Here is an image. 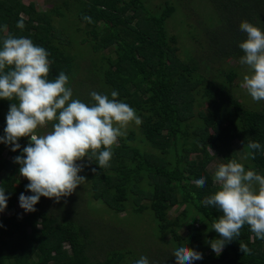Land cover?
Listing matches in <instances>:
<instances>
[{
	"label": "trees",
	"instance_id": "trees-1",
	"mask_svg": "<svg viewBox=\"0 0 264 264\" xmlns=\"http://www.w3.org/2000/svg\"><path fill=\"white\" fill-rule=\"evenodd\" d=\"M24 1L0 0V26L8 27L7 33L0 30V48L9 34L31 39L49 53L48 78L54 80L63 72L70 88L75 87L76 67L87 60V81L96 87L75 90L73 99L92 104V91L111 99L115 90L117 99L133 108L142 123L137 125L140 136L129 129L118 138L107 167L100 169L96 158L88 154L93 161L82 165L81 174L87 178L89 195L76 191V196L59 203L41 197L36 211L25 217L16 215L19 196L33 193L26 190L30 182L21 180L14 157L22 154L29 139L19 141L17 152L0 143V187L8 197L5 211L12 213H0V264H136L141 256L149 264H176L174 250L184 241L203 253V259L194 264H264V240L256 238L247 224L220 255L213 252L206 241L220 238L212 223L222 212L203 203L219 189L213 182L219 164L236 160L246 171L264 175V100L250 106L237 96L247 75L239 48L247 35L240 25L246 20L264 32V0H214L222 26L208 28V36L196 29L187 34L185 26L180 28L195 43L208 37L202 58L213 67L203 70L192 53L186 51L183 59L171 44L177 36L168 31L169 23L179 28L177 24L183 26L185 21L176 18L178 8L170 0L155 11L147 0H49L50 9L44 11ZM21 13L23 30L16 27ZM70 14L79 22L73 21L63 33L69 36L68 44L78 46L74 54L65 47L67 42L56 25L64 26L56 21ZM80 33L86 35L81 34V40L77 39ZM229 60L236 65L228 67ZM10 103L0 99V137L5 135ZM47 130H52L51 123ZM250 141L261 145L255 158L247 148ZM200 177L206 179L203 187L193 182ZM84 197L89 198L86 206L81 201ZM93 201L104 204L119 226L129 221L128 233L110 227L112 236L105 224L92 222ZM182 206L183 212L172 218L171 211ZM122 214L128 218L120 220ZM146 217L152 220L155 244L135 252L127 246L130 232L137 233ZM183 229L188 230L185 236ZM240 242L251 254L240 251ZM155 245L162 249L154 251Z\"/></svg>",
	"mask_w": 264,
	"mask_h": 264
},
{
	"label": "clouds",
	"instance_id": "clouds-1",
	"mask_svg": "<svg viewBox=\"0 0 264 264\" xmlns=\"http://www.w3.org/2000/svg\"><path fill=\"white\" fill-rule=\"evenodd\" d=\"M20 15L16 27L23 30L24 17ZM84 19L92 22L89 16ZM0 30L7 33V25L0 26ZM240 30L247 35L239 44L244 53L240 64L250 69L240 87L246 89L253 100L261 101L264 100V32L246 20ZM48 57L43 47L22 36L7 35L0 48V99L11 102L0 143L17 152L21 150L19 141L29 139L22 154L14 157V162L20 165V176L30 182L26 190L33 193L19 196L20 207L27 213L36 211L35 205L41 197L59 203L73 194L87 182V178L80 175L83 166L78 161L85 158L93 161L94 156L100 169L107 167L113 155L112 146L126 134L124 130L131 123H142L133 108L117 99L119 93L115 90L111 92V99L92 91V104L73 99L72 89L66 86L69 78L65 73L60 72L54 80L48 78ZM49 123L52 130L38 134L37 129ZM247 148L253 150L255 158L254 153L261 145L250 141ZM90 152L92 156L88 155ZM92 171L95 173L96 169ZM193 182L203 187L206 179L200 177ZM213 182L219 189L203 203L218 208L222 215L212 223V230L220 238L206 241L211 250L220 255L227 244L240 236L245 224L256 238L264 240V175L246 171L241 163L229 160L217 166ZM5 193L0 187V213L8 206ZM240 251L251 254V249L243 242H240ZM173 255L176 264H194L203 259V253L189 248L187 241L176 247ZM136 264H149V259L141 256Z\"/></svg>",
	"mask_w": 264,
	"mask_h": 264
},
{
	"label": "rangeland",
	"instance_id": "rangeland-1",
	"mask_svg": "<svg viewBox=\"0 0 264 264\" xmlns=\"http://www.w3.org/2000/svg\"><path fill=\"white\" fill-rule=\"evenodd\" d=\"M55 1V0H53ZM166 0H147L148 5H150V9L152 11H155V7L157 5H161L165 2ZM172 2H174V4L177 6V11L179 12V16L177 15L176 18H180V20L185 21L184 25L181 26V24H177L180 25L179 28L174 27L173 24L169 23L167 29L168 31L171 33V35L173 36H177L176 38V43H171L174 47L179 49V54L183 59H186V55L185 54L186 51L192 53L195 57V59H197L198 61H200V64L202 62V70L206 69L208 67L212 68L213 65L206 59H203L202 57L203 55V51H202V46L204 43H206L208 37H205L200 43H195L193 42V38H189L188 35H184L183 33H180V28H183L185 26L186 29V33L188 34V32L192 31V29H196L199 31V33L201 32L202 35L208 36L207 34L208 32V28L211 30H214L215 28L217 29L218 27L222 26L220 19H218V12H216V10L214 9L213 4L215 3V1L213 0L212 2L210 0H170ZM25 3H29V2H33L37 8L39 10H47L50 9V5L48 4L49 0H25ZM146 3V0H145ZM181 16V17H180ZM73 21L75 23L79 22L77 20L76 17H74V15H68L64 21L61 20H57L56 22L60 23L62 22L64 26H61L60 24H56L58 25V28L61 30L62 34H60L61 36H63L64 38V42H67V44L65 47L69 49L70 52H72V54H74L75 52H77V47L75 48V45H70L68 44V39L69 36L67 34H64L63 32L66 31L67 28H69ZM176 21L179 22L178 19H176ZM81 24V23H80ZM85 25L82 24V27L84 29ZM86 30V29H84ZM82 33H80L77 37V39L81 40L82 37H85L86 35H84V33L82 34V37L80 36ZM81 37V38H80ZM172 38V37H171ZM76 39V40H77ZM83 46H85V44H82ZM89 62L87 60H82V63L79 65L80 67L77 68L75 70V75H74V82H75V87L71 88L73 93L75 92V90L79 89L81 90L82 88H95L96 85H93L92 83H88V66ZM230 66H234L236 65V62L234 63V61L229 60L228 62V67ZM193 65L190 64V68ZM245 68L243 69L244 74H250V69L249 67L246 65L244 66ZM240 80H236V83ZM241 85V84H240ZM240 93L237 94V96H240V98L238 99L241 103H243L244 105H250L253 106L256 104L255 100H253V98L250 96V94L247 92L246 89L243 88H239ZM242 95V96H241ZM47 127H43V128H38L37 132L38 134H45L46 132L50 131L47 130ZM129 129H135L136 133L138 136H140V129L138 128V126L135 123H131L125 131H128ZM241 154L243 151H239ZM240 154V158H243V154ZM3 156H7V154L3 153ZM8 157V156H7ZM10 159V157H9ZM91 161H89L87 158H85L83 161H78V164L83 165V164H87L90 163ZM215 165V163L213 164ZM212 165V167H213ZM80 175L82 176V174L80 173ZM26 178L22 177V181H25ZM77 192H79L81 195H89L90 194V189L88 187V183H84L83 185H81L80 187H78L76 189ZM76 191L71 194L70 196H68L67 198L70 197H74V195L76 196ZM27 196H29V193L26 194ZM92 198V197H90ZM87 200H89L88 197H84L81 201L85 204L87 203ZM93 205L90 207L92 209H96V212L91 213L90 215V219L92 220V222H102L103 224H105L110 231V227H113L114 229H116L115 231H120L121 233H125V235L128 233V229L126 227V224H123L122 226H119L118 222H116V218L114 217L113 213L105 209V205L102 203H98L93 201ZM185 209V206H182L181 208L175 207L171 213L170 216L172 218L177 217L179 214H181L183 212V210ZM52 210H54V212L57 213V209L53 208ZM2 215H11L12 213L4 211L1 213ZM16 215L21 216V217H25L26 215H28L27 212H25L21 207L20 204H18L16 206ZM118 218L121 220H125L126 218H128V214H122L120 216H118ZM153 224H152V220L150 217H146L144 222L141 224V226L138 228V232L137 233H133L130 232L132 238H130V241L128 240L127 242V246H131V248L135 251V252H139L142 253L143 250H147L148 248H150L151 243H154L153 240ZM127 231V232H126ZM111 235L113 236L112 232L110 231ZM188 233L187 229H183L181 231V234H183L184 236ZM124 236V235H123ZM126 240V239H125ZM155 244V243H154ZM156 246V245H155ZM162 249V247L160 245L156 246L154 248L155 249ZM172 249V248H169ZM154 251H152V253H154ZM173 252V250L171 251Z\"/></svg>",
	"mask_w": 264,
	"mask_h": 264
}]
</instances>
